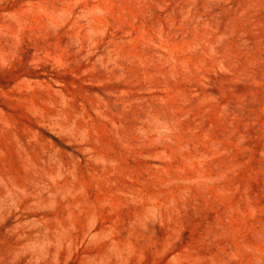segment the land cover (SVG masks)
Listing matches in <instances>:
<instances>
[{"label":"rangeland","instance_id":"374dc122","mask_svg":"<svg viewBox=\"0 0 264 264\" xmlns=\"http://www.w3.org/2000/svg\"><path fill=\"white\" fill-rule=\"evenodd\" d=\"M0 264H264V0H0Z\"/></svg>","mask_w":264,"mask_h":264}]
</instances>
